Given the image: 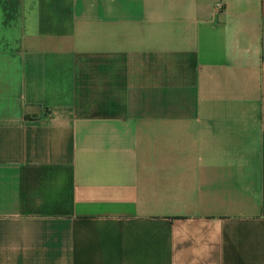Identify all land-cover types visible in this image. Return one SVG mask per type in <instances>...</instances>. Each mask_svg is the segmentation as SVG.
<instances>
[{
  "label": "crops",
  "instance_id": "crops-1",
  "mask_svg": "<svg viewBox=\"0 0 264 264\" xmlns=\"http://www.w3.org/2000/svg\"><path fill=\"white\" fill-rule=\"evenodd\" d=\"M0 264H264V0H0Z\"/></svg>",
  "mask_w": 264,
  "mask_h": 264
}]
</instances>
